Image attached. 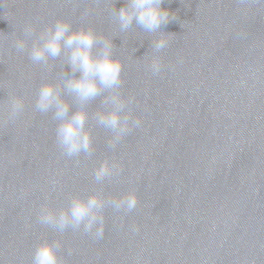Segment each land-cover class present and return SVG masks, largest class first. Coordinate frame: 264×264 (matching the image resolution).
<instances>
[{"label": "water", "instance_id": "95a60500", "mask_svg": "<svg viewBox=\"0 0 264 264\" xmlns=\"http://www.w3.org/2000/svg\"><path fill=\"white\" fill-rule=\"evenodd\" d=\"M124 4L0 0V264H32L37 245L57 241L61 264H264V0H163L175 18L161 28L169 43L159 53L151 49L155 34L135 22L118 30L113 7ZM57 20L111 41L122 64L117 91L141 125L130 120L115 148L111 130L95 120L111 110L107 92L84 105L91 156L64 155L53 110H35L46 83L61 85L69 116L80 107L62 88L79 72L63 57L50 66L29 59L39 33ZM26 25L34 31L17 52ZM10 94L24 105L14 121H7ZM105 162L119 171L97 183L94 171ZM128 194L136 208L107 205L100 239L38 220L42 206L56 212L72 198Z\"/></svg>", "mask_w": 264, "mask_h": 264}, {"label": "clouds", "instance_id": "9594fccd", "mask_svg": "<svg viewBox=\"0 0 264 264\" xmlns=\"http://www.w3.org/2000/svg\"><path fill=\"white\" fill-rule=\"evenodd\" d=\"M163 0H125L124 6L117 11L113 7V18L120 32L132 29L133 22L145 33L155 34L151 42L153 53H159L168 46L169 41L161 31L174 15L162 7ZM34 28L26 25L25 39H15L14 48L23 52L26 48V38L31 37ZM95 48V53L93 49ZM57 57L70 65L72 71L79 72V77L73 76L62 81L64 92L74 96L80 107L69 116V104L62 98L61 85L43 84L38 89L35 100V110L48 113L53 110V118L58 121L56 140L64 155L78 157L81 153L91 156V136L86 131L87 113L84 105L101 93L107 92L105 104L111 105L109 111H97L95 120L98 125L109 129L112 137L108 141L110 148H115L131 127H140L139 119L131 118L130 112H125L126 102L121 99L118 89L121 86L122 64L113 57L111 41L104 39L91 29L79 28L73 30L71 24L62 20L46 27L33 42L29 59L33 64L50 66V60ZM150 69L153 75L161 71V63L157 57L151 60ZM133 98L127 103L131 104ZM23 101L14 94L7 101V121H14L23 111ZM124 112L123 117L121 113ZM131 120V127H130ZM117 163H101L94 171V179L102 183L106 178L119 171ZM110 205L116 211L131 212L137 206L134 194H128L119 199L104 200L97 195H89L86 199L72 198L69 207L52 211L42 206L38 220L40 224L49 226L57 232L66 229L81 230L100 239L104 235V208ZM61 247L59 241L54 244L47 242L37 245L33 252L32 264H61L56 250Z\"/></svg>", "mask_w": 264, "mask_h": 264}]
</instances>
